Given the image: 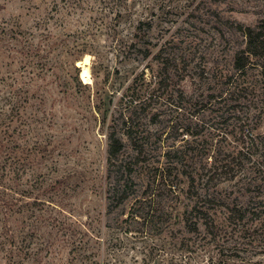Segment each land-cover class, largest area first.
Here are the masks:
<instances>
[{"label":"rangeland","instance_id":"1","mask_svg":"<svg viewBox=\"0 0 264 264\" xmlns=\"http://www.w3.org/2000/svg\"><path fill=\"white\" fill-rule=\"evenodd\" d=\"M263 20L264 0H0V186L17 199L0 233L29 252L0 264H264V48L235 68ZM157 167L180 195L134 218Z\"/></svg>","mask_w":264,"mask_h":264},{"label":"trees","instance_id":"2","mask_svg":"<svg viewBox=\"0 0 264 264\" xmlns=\"http://www.w3.org/2000/svg\"><path fill=\"white\" fill-rule=\"evenodd\" d=\"M243 33L247 39V48L246 50L240 51L237 53L236 58H235V68L238 71H244L247 68L248 60L250 55H255L258 54L257 50H263L264 48V20L261 21V25L252 28V27H245L243 30ZM162 50V49H161ZM77 69V68H76ZM130 133V132H128ZM132 137V136H131ZM109 155L110 159H114L115 157L118 156V154L122 151L124 147V143L122 139L118 136L111 135L109 137ZM143 151L139 150L136 152V156L142 155ZM169 156V155H168ZM123 165V164H122ZM122 165L118 166L116 172L114 171L113 173H117L118 175L121 174L123 176L126 173V167H122ZM129 164L126 163V166ZM225 167L229 166V163H225L223 165ZM166 168L168 171H166ZM165 169L159 170V167H157L154 171L149 170L146 171L144 174L147 177L148 182L146 183V187L141 194V198L138 201L141 203L139 206V212L134 214V218H139L142 219L144 218V221L149 220L152 222H155V220L158 218V216L161 218L163 221L164 218L169 215V211H167L166 204L168 203L167 201H162L165 198L163 196L162 192L164 191V188L166 186L170 187V192H173L175 195L179 196L180 193H177V189L179 185L176 182H173L172 184L168 181L169 175H166L167 172H170V167H166ZM130 168H128L129 170ZM159 173V174H158ZM127 175L130 173H126ZM160 175V179L158 182V177ZM194 182V178H191ZM133 184L134 181L132 179H126V181H119L117 180L114 188H113V198L119 199L122 202L130 198V192H133ZM193 185V184H192ZM2 190H4L0 194V207L4 208V213L5 215H8V212L10 210H13L14 206L17 205V199H15L13 196L7 195V192L9 191L8 188H5L3 186H0ZM134 193V192H133ZM14 194H18L19 196L23 197L20 193L14 192ZM18 201H20L18 199ZM241 214V212H240ZM263 214V213H261ZM191 215L194 216L193 218H196L195 221H193V227L194 229L198 230L201 225H204L205 228H209L211 230H214V224L212 219L206 214V213H200L197 210V207H193L191 211ZM261 216V215H260ZM240 217H242L240 215ZM261 218V217H259ZM263 218V217H262ZM9 219V218H7ZM30 229L27 230L26 235H28L31 231ZM253 233L258 234L259 232L264 231V219L260 226H256L254 229H252ZM0 236H5L6 241H1L0 242V251H5L6 255L9 257H13L14 259L16 258H21L23 254H29V252H25V246L23 245H18L17 240L15 235L13 234L11 226L7 223L3 227V231L0 233ZM261 236V235H260ZM25 238H27L25 236ZM27 240L23 241L26 242ZM6 242L9 243V248L5 249L7 246ZM15 259V260H16ZM19 264L21 261H18Z\"/></svg>","mask_w":264,"mask_h":264},{"label":"bare ground","instance_id":"3","mask_svg":"<svg viewBox=\"0 0 264 264\" xmlns=\"http://www.w3.org/2000/svg\"><path fill=\"white\" fill-rule=\"evenodd\" d=\"M92 60H93L92 56L87 55L84 58V60L78 62V66L81 67L82 69L81 79H83V81L87 84L92 82L91 71H90Z\"/></svg>","mask_w":264,"mask_h":264}]
</instances>
